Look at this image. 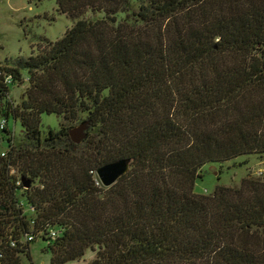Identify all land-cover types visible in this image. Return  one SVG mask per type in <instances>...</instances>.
I'll use <instances>...</instances> for the list:
<instances>
[{"label": "trees", "instance_id": "trees-1", "mask_svg": "<svg viewBox=\"0 0 264 264\" xmlns=\"http://www.w3.org/2000/svg\"><path fill=\"white\" fill-rule=\"evenodd\" d=\"M55 2L73 25L0 64V113L32 144L7 137L0 155V264L29 258L37 238L50 264L87 249L88 264H264V177L193 190L206 163L264 158V0ZM42 113L62 119L44 138ZM85 120L72 142L68 128ZM121 158L128 170L103 186L96 170Z\"/></svg>", "mask_w": 264, "mask_h": 264}, {"label": "rangeland", "instance_id": "rangeland-1", "mask_svg": "<svg viewBox=\"0 0 264 264\" xmlns=\"http://www.w3.org/2000/svg\"><path fill=\"white\" fill-rule=\"evenodd\" d=\"M100 16L101 14L88 11L81 17L94 20ZM74 21L57 10L55 0H0V64L14 67L17 58L36 54L47 40L59 39ZM20 73L21 79L9 86L8 99L14 108L20 106L28 84L27 73L23 70ZM2 119H7L8 134L0 131V152L7 148V137L11 138V143L15 147L25 144L28 147L32 146L25 139V130L19 119H14L11 114L5 117L0 113V121ZM61 121L62 119L55 114H40L38 126L40 137L44 138L49 129L58 130ZM200 172L201 177L196 179L193 190L197 194H210L218 184L238 185L240 179L247 174L264 177V158L258 154L241 155L222 163H206ZM21 199L23 200L22 197ZM23 212L26 216L33 217L26 207H23ZM47 245L41 238L32 241L29 244L30 257L27 258L20 253L19 264H50ZM94 256L95 249H87L81 258L63 264H88Z\"/></svg>", "mask_w": 264, "mask_h": 264}, {"label": "water", "instance_id": "water-1", "mask_svg": "<svg viewBox=\"0 0 264 264\" xmlns=\"http://www.w3.org/2000/svg\"><path fill=\"white\" fill-rule=\"evenodd\" d=\"M89 127L88 121H82L78 125L69 128L68 135L72 142L80 143L87 136V130ZM129 168V160L125 158L118 159L116 161L102 165L96 170V176L100 183L108 187L114 184L120 176H122ZM29 181L24 182V186L27 187Z\"/></svg>", "mask_w": 264, "mask_h": 264}, {"label": "built area", "instance_id": "built-area-1", "mask_svg": "<svg viewBox=\"0 0 264 264\" xmlns=\"http://www.w3.org/2000/svg\"><path fill=\"white\" fill-rule=\"evenodd\" d=\"M4 77H5V78H4L5 81H7V82H9L10 79H11L9 75H4ZM5 123H6V119H2V120L0 121V128H2L3 126H5ZM0 155L3 156L4 153L1 152ZM18 182H19V181H17V183H18ZM96 183H98V181H97ZM29 209L32 210V207H29ZM48 236H49V237H54V236H56V231H55L54 229H49V230H48ZM26 240H28V241L32 240V235H30V234L27 235V236H26ZM11 244L14 245L13 242H11Z\"/></svg>", "mask_w": 264, "mask_h": 264}]
</instances>
